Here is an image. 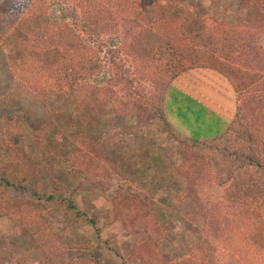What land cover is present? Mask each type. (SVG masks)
Here are the masks:
<instances>
[{
    "label": "trees",
    "instance_id": "1",
    "mask_svg": "<svg viewBox=\"0 0 264 264\" xmlns=\"http://www.w3.org/2000/svg\"><path fill=\"white\" fill-rule=\"evenodd\" d=\"M50 1L79 10V34L70 48L60 39L67 27L49 16ZM235 1L242 9L258 14L253 22H219L208 17L204 7L187 8L179 0H27L26 6H18L19 27L10 38L17 43L11 63V74L19 83L17 99L21 100L24 92L40 101L69 97L78 116L74 122L80 132L77 140L84 145L76 150L70 144V148L59 149L40 132L32 143L35 153L29 155L25 140L32 115L7 116L0 135V174L6 177L0 179V218L13 214L12 202L2 193L6 188L31 198L18 215L39 222L41 228L48 222L46 214L58 204L76 219L83 218L73 194H68L70 185L64 183L71 175L83 174L86 181L94 177L92 171L86 173L85 165L102 160V147L86 142L107 107L123 98L129 108L157 116L176 143L190 151L206 152L202 162L183 164L182 176L198 184L201 170L212 173L211 164L218 161L229 167L219 186L225 188L232 180L218 209L206 211L199 249L173 261L157 253L156 245L163 238L148 231L151 206L134 196L117 199L113 207L125 230L133 235L148 231L146 244L140 252L134 250L138 260L142 264H264V0ZM109 36L120 37L121 47L108 48L105 37ZM104 48L113 71L97 86L93 80L104 70ZM201 68L223 74L237 93L230 128L211 141L181 138L164 112V97L171 83L181 74ZM46 161L77 163L62 175L63 182H49L52 194L41 200L42 176L48 170L53 172L44 165ZM41 231L36 234L44 236L45 228ZM36 243L42 251L39 264H49L51 255L57 253L55 247L45 246L38 238Z\"/></svg>",
    "mask_w": 264,
    "mask_h": 264
},
{
    "label": "rangeland",
    "instance_id": "2",
    "mask_svg": "<svg viewBox=\"0 0 264 264\" xmlns=\"http://www.w3.org/2000/svg\"><path fill=\"white\" fill-rule=\"evenodd\" d=\"M179 1L187 8L204 7L208 17L231 25L240 21L251 23L258 15L242 9L235 0ZM26 5L27 0H0V135L7 116L29 112L33 118L25 140L29 155L35 153L32 143L40 132H44L43 136L55 147L70 148L71 145V149L76 150L84 143L77 140L80 132L74 122L78 116L69 97L60 95L40 101L31 92H24L23 98L17 99L19 83L11 74V63L17 51L14 43H17L10 38L19 27L18 6ZM49 16L67 27L60 39L65 47L73 46L81 25L79 10L50 1ZM105 39L108 48L121 47L120 37ZM102 51L105 67L102 75L93 80L97 86L112 76L113 71L106 48ZM120 58H125L123 53ZM129 105L123 98L112 103L106 109L108 113L99 118V126L91 131V138L86 139L87 145L102 147V160L98 164L85 165L86 173L89 175L92 171L94 177L86 181L83 174H78L64 181L65 186L70 185L68 194H73L74 204L83 218L76 219L58 204L46 214L48 222L41 228L39 222L29 218L24 220L18 215L19 208L31 198L11 188L4 189L2 193L13 204V214L0 218V264H39L42 251L35 247V244L39 245L37 238L45 246L52 244L57 251L55 256L51 255L49 264H142L134 250L140 252L146 244L148 231L163 238L156 245L157 253L168 261L199 249L206 211H214L220 206L219 201L232 184L230 180L225 188L219 186L229 167L213 161L212 173L202 169L198 175L200 183L194 184L197 180L187 179L180 172L189 160L202 162L206 152L202 149L190 151L176 143L157 116L133 110ZM105 143L110 146L106 147ZM52 162L44 163L53 172L48 170L42 176L41 200L52 194L49 182L65 179L62 175L77 163ZM1 178H6L4 173L0 174ZM121 196L138 197L151 206L153 215L152 220L147 218L146 233L143 230L133 235L125 230L113 207ZM92 220L96 221L95 225L91 224ZM44 228L48 238L46 234H36Z\"/></svg>",
    "mask_w": 264,
    "mask_h": 264
},
{
    "label": "crops",
    "instance_id": "3",
    "mask_svg": "<svg viewBox=\"0 0 264 264\" xmlns=\"http://www.w3.org/2000/svg\"><path fill=\"white\" fill-rule=\"evenodd\" d=\"M237 93L223 74L196 69L181 74L168 87L164 112L181 138L211 141L225 134L236 115Z\"/></svg>",
    "mask_w": 264,
    "mask_h": 264
}]
</instances>
